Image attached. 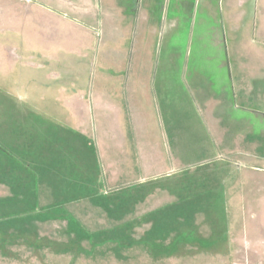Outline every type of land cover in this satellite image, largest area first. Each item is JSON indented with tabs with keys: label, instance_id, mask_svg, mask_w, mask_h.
<instances>
[{
	"label": "rangeland",
	"instance_id": "obj_1",
	"mask_svg": "<svg viewBox=\"0 0 264 264\" xmlns=\"http://www.w3.org/2000/svg\"><path fill=\"white\" fill-rule=\"evenodd\" d=\"M92 1L0 0V264H264L250 0Z\"/></svg>",
	"mask_w": 264,
	"mask_h": 264
},
{
	"label": "crops",
	"instance_id": "obj_2",
	"mask_svg": "<svg viewBox=\"0 0 264 264\" xmlns=\"http://www.w3.org/2000/svg\"><path fill=\"white\" fill-rule=\"evenodd\" d=\"M113 0H108V3L111 2ZM90 2V5L93 4V1L92 0H89ZM88 2V3H89ZM235 11V10H234ZM233 15L235 16L236 18H239V19H242V17H245V18H248V19H251V20H255L257 21V23L259 24V27H257L258 29V34L260 37L264 38V0H260V1H257L255 6L254 4L252 3V1L250 0L249 1V4L248 6H245V4L243 5H240V8L238 9L237 13L234 12L233 14V11L230 12V16ZM122 21L119 20V28H124V24L121 23ZM124 22V20H123ZM251 22V21H250ZM125 37V36H124ZM259 52V51H257ZM256 52V53H257ZM259 54V53H258ZM261 56V54H259ZM147 66L148 64H143L140 66V68L138 66H133V69L134 71L136 70H140V74H139V78L136 82H133V86H138L140 87V96L142 97V100H143V92L147 93V97H149L150 99L153 100V97H154V91H153V87L152 86H149L150 85V81L152 79V75H151V72L149 73L148 71H150L149 69H147ZM120 86V85H119ZM141 100V101H142ZM133 134L134 135H139L141 134V128H133ZM125 130H121V135H125ZM124 138V137H123ZM122 138V139H123ZM147 143H149L150 146V149L153 150L154 147L156 145H154V142L153 141H149L147 140ZM152 147V148H151ZM154 153V152H153ZM151 156V155H150ZM150 156H148V160L151 161L150 159H152ZM155 157V155H153ZM164 160V159H162ZM163 161H161V163H157L155 162L153 159H152V162H149L148 165L149 166H156L157 164H159V166H166V163H162ZM172 166H180V163H176V164H172ZM207 199H210L212 197V199H215L216 197L214 195H211L209 194V196H206ZM206 199V202H204V205H203V208H207V209H212V211H209L210 213L212 214H219L221 213L220 210H213V209H216L218 208L212 201V202H209L207 201Z\"/></svg>",
	"mask_w": 264,
	"mask_h": 264
}]
</instances>
